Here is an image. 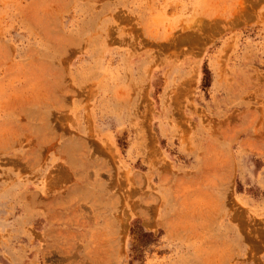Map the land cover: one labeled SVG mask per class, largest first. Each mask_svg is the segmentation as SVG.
<instances>
[{
	"label": "rangeland",
	"instance_id": "rangeland-1",
	"mask_svg": "<svg viewBox=\"0 0 264 264\" xmlns=\"http://www.w3.org/2000/svg\"><path fill=\"white\" fill-rule=\"evenodd\" d=\"M0 264H264V0H0Z\"/></svg>",
	"mask_w": 264,
	"mask_h": 264
}]
</instances>
